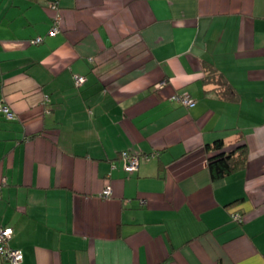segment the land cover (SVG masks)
I'll list each match as a JSON object with an SVG mask.
<instances>
[{"label": "crops", "instance_id": "crops-1", "mask_svg": "<svg viewBox=\"0 0 264 264\" xmlns=\"http://www.w3.org/2000/svg\"><path fill=\"white\" fill-rule=\"evenodd\" d=\"M50 3L0 0V226L20 264H264V0ZM217 140L249 156L213 182ZM124 151L151 157L130 174Z\"/></svg>", "mask_w": 264, "mask_h": 264}, {"label": "built area", "instance_id": "built-area-1", "mask_svg": "<svg viewBox=\"0 0 264 264\" xmlns=\"http://www.w3.org/2000/svg\"><path fill=\"white\" fill-rule=\"evenodd\" d=\"M50 8L57 11V5L55 0H51ZM56 24H58V20L60 19L59 14L56 15ZM60 32L58 25H55L49 32L48 36H55ZM45 40V37L40 36L37 37L32 41L33 44H41ZM85 77L77 76L75 77V83L77 86L82 85L85 82ZM166 84V82L157 85V88H161ZM171 101L179 103L188 108H194L196 106V101L188 94H174L171 97ZM0 113H2L7 119L13 120L15 119V115L11 108L4 103H0ZM151 156L145 155L142 156L129 153L128 151H124L121 153V158L124 163V169L128 173H133L138 169L141 159H149ZM7 184V179L3 178L0 181V197L1 191L3 187ZM112 195L111 187H107L104 192L102 193V197L109 198ZM232 219L236 222H242L243 217L240 214H233ZM14 234V229L8 226H0V260L3 259L4 261L8 262L9 264H20L23 261L24 255L22 251L14 250L10 247L9 241Z\"/></svg>", "mask_w": 264, "mask_h": 264}, {"label": "trees", "instance_id": "trees-1", "mask_svg": "<svg viewBox=\"0 0 264 264\" xmlns=\"http://www.w3.org/2000/svg\"><path fill=\"white\" fill-rule=\"evenodd\" d=\"M219 82L223 84L222 80ZM226 95L230 97L228 93ZM206 150L209 153L208 171L213 182L244 170L248 164L249 151L245 143L232 150H226L223 140H217L213 144H208Z\"/></svg>", "mask_w": 264, "mask_h": 264}]
</instances>
